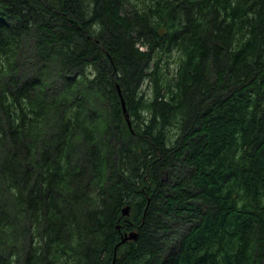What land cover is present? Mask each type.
I'll list each match as a JSON object with an SVG mask.
<instances>
[{
  "label": "trees",
  "instance_id": "trees-1",
  "mask_svg": "<svg viewBox=\"0 0 264 264\" xmlns=\"http://www.w3.org/2000/svg\"><path fill=\"white\" fill-rule=\"evenodd\" d=\"M0 264H264V0H0Z\"/></svg>",
  "mask_w": 264,
  "mask_h": 264
},
{
  "label": "water",
  "instance_id": "water-1",
  "mask_svg": "<svg viewBox=\"0 0 264 264\" xmlns=\"http://www.w3.org/2000/svg\"><path fill=\"white\" fill-rule=\"evenodd\" d=\"M123 106H124V110H126L125 104L123 102ZM128 122L130 124V120L128 117ZM130 210H131V206L127 205L122 209V213L124 216H127L130 214ZM138 238V232L137 231H131L129 233H125V235H123L122 241L121 242H125L127 240H135Z\"/></svg>",
  "mask_w": 264,
  "mask_h": 264
},
{
  "label": "rangeland",
  "instance_id": "rangeland-1",
  "mask_svg": "<svg viewBox=\"0 0 264 264\" xmlns=\"http://www.w3.org/2000/svg\"><path fill=\"white\" fill-rule=\"evenodd\" d=\"M165 57H167V56H165ZM175 59H176V55H174L173 57H171L170 58V60L173 62L172 63V66H171V68H174V65H175V63H174V61H175ZM147 84H148V82L147 81H145V83H144V87L147 89ZM182 174V172H176V177L177 176H180ZM163 179L165 180V179H167L168 178V173L166 172L164 175H163ZM185 225L183 224L182 226L181 225H179V227H180V229H181V231H183V230H185L186 229V227H184Z\"/></svg>",
  "mask_w": 264,
  "mask_h": 264
}]
</instances>
